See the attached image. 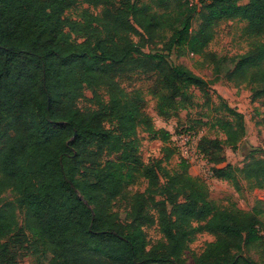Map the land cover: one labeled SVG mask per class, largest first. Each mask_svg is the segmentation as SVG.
<instances>
[{"label": "trees", "instance_id": "16d2710c", "mask_svg": "<svg viewBox=\"0 0 264 264\" xmlns=\"http://www.w3.org/2000/svg\"><path fill=\"white\" fill-rule=\"evenodd\" d=\"M88 1L103 5V11L84 10L82 23L63 16L78 0H0V264H18L4 240L17 227L30 233L42 264H184V251L198 232L215 239L195 264H258L244 248L263 238L257 228L260 211L219 207L186 164L184 172L171 174L161 160L145 163L138 127L164 142L169 133L153 126L116 76L129 64L152 72L171 90V103L187 100L189 86L210 99V82L184 65L168 67L156 51L142 50L165 14L131 0L116 10L114 0ZM201 8L197 32L190 29L192 14L171 26L168 50L179 44L202 53L218 22L245 21L250 48L232 56L213 53L211 62L217 78L261 83L264 93V0H202ZM92 32L93 44L72 38ZM132 33L140 39L133 40ZM85 89L94 94L93 109L78 105ZM225 109L235 118L220 120L222 143L236 146L246 134L244 116L227 104ZM216 171L237 187L241 177L252 188H264L263 157L250 154L242 166ZM139 176L148 188L132 194L129 207L116 210ZM150 208L158 211L165 242L147 249L144 227L155 223Z\"/></svg>", "mask_w": 264, "mask_h": 264}, {"label": "rangeland", "instance_id": "374dc122", "mask_svg": "<svg viewBox=\"0 0 264 264\" xmlns=\"http://www.w3.org/2000/svg\"><path fill=\"white\" fill-rule=\"evenodd\" d=\"M131 1L149 5L153 12L165 14L161 18L162 25L154 36L146 37L142 42V50L156 51L164 55V63L168 67L184 65L190 68L210 82L211 96L207 99L196 86H189L185 90L187 100L171 103L168 101L171 90L164 88L154 73L136 68L134 64L127 65L116 76L120 87L127 97L140 102L142 110L150 116L157 130L169 133L168 141L164 142L161 138H155L143 125L138 127L136 140L139 154L145 163L153 164L161 160L162 168L171 174L184 172L186 164L188 173L200 180L208 191L209 199L221 208H239L246 212L259 210L257 228L263 238L244 248V254L258 264H264V188H252L249 181L241 177L237 187L232 179L220 177L216 171L217 168L228 164L242 166L250 154L264 158V93L260 94L263 84L242 79L217 78L211 62L213 53L232 56L244 53L250 48L245 35V21L224 19L218 22L213 28L214 36L202 53L188 51L179 44L168 50L171 26H179L187 14L193 15L190 29L193 32L199 30L203 8L200 6L191 12L188 8L190 1L194 4L201 0H167L165 4H161V0ZM248 1L238 0L240 4ZM200 3L202 5V1ZM122 6L123 0H114L111 8L116 10ZM86 9L94 14H101L103 5L97 6L88 0H78L74 7L64 12L63 16L84 23L82 13ZM104 35L105 33L102 37ZM130 35L135 41L140 39L138 35L133 33ZM72 38L93 44L96 33L76 34ZM99 93L104 101L109 99L105 88L100 89ZM226 104L244 116L246 134L236 146L222 143L226 135L220 120L235 118L225 109ZM78 105L83 110L96 107L91 89L84 90V96L79 99ZM212 141L217 143L219 141V144L216 145ZM167 152L171 153L169 158L166 156ZM161 180L164 182L166 178L161 177ZM147 188V180L139 176L134 184L126 188V195L117 201L114 208L123 210L129 207L130 196ZM150 212L155 218V223L144 227L148 240L147 249L165 242L157 223L158 211L150 208ZM19 216V226H22L23 216L22 214ZM214 239L213 234L198 232L184 251V264H195L196 256ZM4 240L10 243V256L18 264H42L41 255L34 252L30 233H25L17 227Z\"/></svg>", "mask_w": 264, "mask_h": 264}, {"label": "built area", "instance_id": "2783aa9c", "mask_svg": "<svg viewBox=\"0 0 264 264\" xmlns=\"http://www.w3.org/2000/svg\"><path fill=\"white\" fill-rule=\"evenodd\" d=\"M202 1V0H201ZM200 1V2H201ZM199 1H196V3L192 4V2L190 1V5L191 6H197V7H200L201 6V3ZM184 136H187V135H184Z\"/></svg>", "mask_w": 264, "mask_h": 264}]
</instances>
